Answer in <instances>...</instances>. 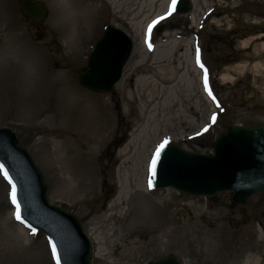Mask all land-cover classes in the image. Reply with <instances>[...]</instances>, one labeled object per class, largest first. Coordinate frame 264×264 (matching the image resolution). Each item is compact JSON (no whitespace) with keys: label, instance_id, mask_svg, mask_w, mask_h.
I'll list each match as a JSON object with an SVG mask.
<instances>
[{"label":"rangeland","instance_id":"374dc122","mask_svg":"<svg viewBox=\"0 0 264 264\" xmlns=\"http://www.w3.org/2000/svg\"><path fill=\"white\" fill-rule=\"evenodd\" d=\"M43 1L48 14L36 28L22 13L19 0H0V127L11 128L40 167L49 200L77 215L92 241L93 263L146 264L177 253L184 264H264V191L248 200L244 212L249 218L244 220L231 192L213 202L151 185V162L165 139L189 151L209 153L230 126L264 124V48L251 43L252 49L240 54L245 40L257 34L264 40V0H190L191 11L169 8L168 16L147 30L144 43L133 26H141V18L120 16L113 8L84 14L77 5L80 0ZM194 10L196 21L191 17ZM106 24L128 33L134 50L114 92H93L78 77L87 70L90 50ZM36 32L46 35L38 40ZM171 35H176L178 65L186 74L177 78L176 88L180 99L189 103H180L184 110L200 105L199 114L178 115L159 107L160 115L146 126L144 137L133 139L143 121L136 103L126 105L124 98L130 91L139 93L135 75L140 61L162 57L153 48L168 44ZM201 44L215 75L217 89L210 93L194 63V48ZM233 44L238 48L236 63L231 60ZM223 74L233 79L223 80ZM247 75L253 101L244 103V92L234 81ZM92 102L109 104L115 121L99 146L89 144L81 126L84 117L79 116L86 106L93 108ZM122 106L129 115L120 113ZM67 109L70 113H63ZM59 128L66 129L63 135ZM129 142L131 151L124 155ZM114 190L117 194L108 198ZM11 192L0 168V264H56L47 236L23 227L13 216ZM120 200L124 203L115 206ZM110 204L115 206L111 211ZM111 213L115 216L108 218Z\"/></svg>","mask_w":264,"mask_h":264},{"label":"water","instance_id":"95a60500","mask_svg":"<svg viewBox=\"0 0 264 264\" xmlns=\"http://www.w3.org/2000/svg\"><path fill=\"white\" fill-rule=\"evenodd\" d=\"M19 1L31 26L46 18L45 1ZM190 7L189 0H179L176 11L187 12ZM45 35L36 32L38 40ZM133 47V39L126 32L106 25L91 51L87 71L78 77L79 83L92 91L114 92ZM0 165L14 184L19 214L50 237L58 264H74L70 244L77 246L76 264H94L93 244L79 218L49 201V187L42 170L8 127H0ZM153 178L156 188L172 187L189 195L210 196L215 202L220 192L232 191V200L245 204L249 197L264 191V124L232 125L215 141L213 154L192 153L170 144L156 158ZM116 194L114 190L108 198ZM74 238L77 241L73 242ZM147 264H183V261L171 253Z\"/></svg>","mask_w":264,"mask_h":264},{"label":"bare ground","instance_id":"6f19581e","mask_svg":"<svg viewBox=\"0 0 264 264\" xmlns=\"http://www.w3.org/2000/svg\"><path fill=\"white\" fill-rule=\"evenodd\" d=\"M64 1V0H62ZM91 1V2H90ZM80 0L77 5L85 11L93 10L94 13L107 11L111 8L114 9V11L118 15H124V16H133L136 18H141L142 23L141 26H135L136 30V36H140V42H145V36L147 33V30L149 27L156 21L164 18L167 16V12L169 10V6L171 4V0ZM69 3L70 1H66ZM160 3L162 6L159 8L156 7L157 4ZM151 6V7H150ZM156 7V8H155ZM159 7V6H158ZM70 8V7H68ZM154 10V11H153ZM153 11V12H152ZM206 14V10L202 12ZM83 14V12H82ZM83 14V15H84ZM82 15V16H83ZM192 20L196 21L197 19V13L196 10H194L191 14ZM128 19V17H127ZM163 26L162 23L157 26L156 30ZM141 27V28H140ZM140 30L138 31V29ZM138 31V32H137ZM174 37L176 35H171L167 40L168 44H157L153 50L156 53H158L160 56L159 59L156 58L154 61H150L149 58H143L138 66L136 67V77H135V86L137 90H139V93H137L135 90L130 91L128 93V97L124 98V104L126 105H133V103H136V109L138 110L140 114V118L142 119L143 123H141L140 126L143 125V129H140L139 132L136 133L135 136H133V139L136 138V140H140V138L144 137L146 126L149 124L151 120H156V117L160 115V108H163V112L168 109L175 111L176 114L182 115L184 112H190L194 114H199V109L197 107L192 105L190 108L184 110V103H189V101L186 99H180L179 92L176 88L177 86V78L183 79L186 78V74L182 73V68L178 65V59L176 57V41L174 40ZM249 43H253V47L258 49L264 48V40L262 34H257L252 36L250 39H247L243 42V45L247 46ZM164 47V51L160 53L159 50ZM223 80L230 81L233 79V76L230 74H223L222 76ZM190 99L189 97H187ZM184 101V103H180ZM179 104V107H177ZM93 108L86 106V112L83 113L80 111V117H84V122L81 125L84 127L83 134L86 135L89 144H95V145H101V143L104 142V140L110 136L115 121L113 119L110 106L109 104H93ZM194 106V109H193ZM177 107V108H176ZM135 108V107H134ZM175 109V110H174ZM201 110V109H200ZM69 110H63V113H68ZM70 113V112H69ZM120 113L123 116L129 115V112L127 109H124L123 106L120 110ZM177 115V116H178ZM88 118L89 123H86V119ZM66 129L59 128V132L61 135L65 133ZM63 133V134H62ZM170 140L169 138L165 139V141ZM58 146V145H57ZM131 146V142L125 145L122 154L127 155L130 151L129 148ZM58 158V157H57ZM126 161H124V164ZM30 174V173H28ZM147 186V184L145 183ZM120 186H122L120 182ZM124 186V185H123ZM122 189V188H121ZM176 191V190H175ZM121 196L123 195V189L119 192ZM199 197V196H194ZM124 201H121L117 203L115 206H121ZM114 206V207H115ZM113 204H110L109 211L113 210ZM16 209L13 210V214H15ZM115 216V214L111 213L110 217ZM25 227V226H23ZM25 229V228H24ZM76 239H72L74 242ZM77 241V240H76ZM71 243V241H69ZM74 257H76L75 250L77 248L76 245L70 244ZM74 264H76V260L74 259Z\"/></svg>","mask_w":264,"mask_h":264},{"label":"flooded vegetation","instance_id":"af4514ba","mask_svg":"<svg viewBox=\"0 0 264 264\" xmlns=\"http://www.w3.org/2000/svg\"><path fill=\"white\" fill-rule=\"evenodd\" d=\"M201 33L198 36V38L200 40H202V34ZM240 48H241L240 54H246V53L249 52V50L252 49V45L251 44L250 45H247V46H243L242 45V47H240ZM234 49H235V51H234ZM236 49H238V48L236 47L235 44H233L232 52H231V60H232V62H234L237 59H239L238 51H236ZM208 50L210 51V49H208ZM206 53H207V48L203 47L202 44L199 45L198 46V63H199V66L203 68L205 76H207V74H208L211 89L213 88L215 90V89H217L216 88V83L214 82L215 75L213 73L212 67L210 66V62L207 61ZM234 63H236V62H234ZM250 85H251V76L250 75H247L246 77L244 76V77L239 78V79L236 78L235 81H234V86L238 90H241V92H244V94L242 95L243 96V102L244 103L249 102V101H253V95H251L253 93V90L250 87ZM248 200H247V203H248ZM232 203L234 205H240L241 206V211H242L241 213L244 214V220L249 218V215L247 213L245 214V212H244L245 209H247V207H246L247 203H246L245 206H243L241 204H236L233 201H232ZM184 242L185 243L188 242V237H185L184 238ZM182 261H183V259H182Z\"/></svg>","mask_w":264,"mask_h":264},{"label":"snow or ice","instance_id":"6c2138e0","mask_svg":"<svg viewBox=\"0 0 264 264\" xmlns=\"http://www.w3.org/2000/svg\"><path fill=\"white\" fill-rule=\"evenodd\" d=\"M175 4H176V0H172V8H173V10L175 9ZM149 31H151V29H149ZM205 81H207L206 77H205ZM163 147H164V145H161V149ZM159 155H160V152L157 151V153H156L157 159L159 158ZM153 174H155V161H153ZM12 200H13V203L15 204L16 203L15 189H13ZM16 215H17V219H20L19 205L18 204H17V214ZM52 250H53V253L55 254V251H56L55 245H52ZM57 261L59 262V258L58 257H57Z\"/></svg>","mask_w":264,"mask_h":264}]
</instances>
